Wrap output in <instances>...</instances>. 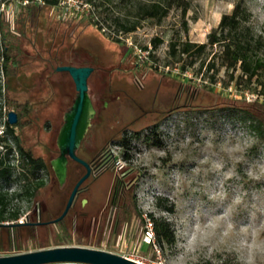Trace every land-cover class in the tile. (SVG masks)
Masks as SVG:
<instances>
[{"label":"rangeland","instance_id":"rangeland-1","mask_svg":"<svg viewBox=\"0 0 264 264\" xmlns=\"http://www.w3.org/2000/svg\"><path fill=\"white\" fill-rule=\"evenodd\" d=\"M156 1L61 0L60 7L44 9L34 23L26 24L24 34L17 33L20 66L11 69L7 91L8 79L0 72V124L13 111L6 94L19 102L29 101L32 112L27 118L29 123L20 130L22 142L51 165V173L41 174L48 185L37 203L23 199L14 205L21 208L23 216L33 213L36 220L35 212L41 209L44 221L54 220L62 214L75 184L86 173L84 166L69 161L66 179L61 183L52 167V160L60 155L57 138L63 116L76 96L70 74L57 71L59 62L94 69L88 85L95 113L78 157L94 162L108 147L118 158L116 169L101 174L95 171L82 185L61 224L38 228L35 235L24 233L23 241L31 246L30 251H34L35 243L46 246L44 249L83 246L145 264H264V173L257 170L256 177L249 175L254 166L264 164V138L238 117L199 113V109L234 100L252 105L258 99V81L225 87L228 74L221 66L216 46H208L186 71L181 67L191 58L180 55L181 45L187 41L207 43L222 17L231 14L240 1L251 12L248 24L264 41V0H180L161 21L140 19L138 8ZM22 7L14 0L5 4L0 0V21L11 24ZM91 19L102 31L91 24ZM117 22L138 27L125 32ZM116 38L121 41H113ZM156 39L160 42L155 47ZM172 44H176V54L172 53ZM3 48L0 34V52ZM145 48L151 51L149 56ZM259 55L264 57V48ZM212 62L219 70L215 82L211 79L214 71L208 70ZM155 124L161 125L159 134H150L146 141L149 128ZM241 127L258 136L259 143L234 171H230V163L223 172L208 166L198 173L192 171L197 167L195 161L205 154L201 148L203 130L215 129L222 138L229 129ZM125 130L129 137L142 132L140 137L132 138L127 149L117 144ZM184 137H191L190 154L176 160L167 151L166 141ZM7 143L14 148L11 158L16 164L20 154L15 142L9 138ZM125 150L130 156L128 161L123 159ZM121 169L124 172L120 175L128 172L131 182L139 176L135 194L140 217L123 218L111 208L110 196ZM181 172L187 174L186 183L181 180ZM20 186L14 182L7 190L14 192ZM221 187L228 195L210 199L209 194ZM236 195L241 197L239 203L233 202ZM148 214L172 224L174 245H166L163 250L145 245ZM57 229L72 237L74 244L57 245ZM0 233V255L16 253L7 231L1 229Z\"/></svg>","mask_w":264,"mask_h":264},{"label":"trees","instance_id":"trees-1","mask_svg":"<svg viewBox=\"0 0 264 264\" xmlns=\"http://www.w3.org/2000/svg\"><path fill=\"white\" fill-rule=\"evenodd\" d=\"M5 3L8 0H2ZM59 0H46L44 6L37 4H29L23 6L19 12H15L13 16V22L11 24L0 21V34L3 41V51L0 52V72H3L8 79L7 89H10V77L11 69H16L20 66V61L17 58L21 49L17 43V33L20 31L23 34L24 29L29 22L34 23L36 18L43 12L44 9H51L57 6ZM89 3H93L94 0H88ZM180 0H159L152 2L148 5L140 6L138 8L139 17L142 20L153 19L161 21L164 19L170 9L175 3L179 4ZM251 12L243 1L238 2L231 14H225L218 26L208 36V42L203 44H194L191 42H185L181 45L180 55H186L191 60L188 64L182 65V70L186 71L188 65H193L197 62V57L205 53L207 47L216 46L219 48L221 66L225 68L228 74V80L225 81V87H230L233 83L240 85L242 82L252 83L258 81L260 90L258 91V99L252 103V105H241L239 101L228 102L222 106H210L204 109H199L200 114H227L229 116L238 117L249 124L260 138H264V57H261L259 53L264 48V41L261 36H257L252 27L248 24L250 21ZM91 24L95 25L99 31H102V27L98 26L97 22L90 20ZM119 27L125 32H133L137 29V25L130 27L117 22ZM27 24V25H26ZM113 40V39H112ZM113 41L119 43V38ZM156 42H160L159 39L154 40L155 47ZM172 53L176 54V44H172ZM147 49V48H145ZM179 59L178 61H180ZM66 65V62H59L56 66ZM208 70L214 71L211 75L212 81H216V68L215 62H212L208 66ZM263 98V100L260 99ZM7 103L13 108V111L18 116V122L15 125H11L9 121L6 122V137H0V224L2 223H14L13 226H3L1 229H5L8 233L9 240L14 243L16 253H24L31 250V246L26 245L23 241L22 234L32 233L35 235V231L41 227L58 226L64 219L57 224L47 223L51 220L44 221L42 218L41 209H34L37 217L34 220L33 213L26 214L24 224H18L20 218L23 216L21 208L14 205L17 200L27 199L31 203H37L44 188L48 185V180H44L41 177L42 173L50 174L51 165L40 156H36L30 149H27L22 142L20 130L23 129L29 120L27 119L32 112V104L29 101L19 102L15 99H11L6 94ZM161 125L155 124L150 127V133L147 134L145 140L147 141L149 135H158ZM142 132H137L134 136L140 137ZM127 134L125 130L121 139L117 142L121 147L127 149L132 142V138ZM12 138L15 142L16 149L20 154V159H17V163H12L11 156L13 155L14 148L7 143V140ZM5 143V144H4ZM157 143V142H156ZM130 158L128 152L125 150L123 159L128 161ZM117 160L111 150L105 148L98 158L96 159V172L101 174L106 170H114L117 167ZM73 161V160H69ZM74 162V161H73ZM124 171L117 175L111 196L110 205L113 210H117L120 217L127 218V216L135 215L141 216V212L137 209L136 190L139 185V176H136L134 181L129 180L130 174L125 173L120 175ZM20 183L21 186L14 192H9L8 187L12 183ZM82 187V186H81ZM81 187L78 191L77 197L81 193ZM76 197V199H77ZM75 199V200H76ZM73 207H71L72 209ZM38 215H41L39 219ZM148 217L153 223V229L155 232L156 245L160 250L166 245H174L176 238L174 231L172 230V224L162 218L155 217L153 214H148ZM58 238L57 245H72L74 240L72 237L63 235L60 229L56 230ZM33 239V238H32ZM17 245V246H16ZM149 246L148 244H145ZM150 247V246H149ZM46 248L41 244H33L34 251Z\"/></svg>","mask_w":264,"mask_h":264},{"label":"water","instance_id":"water-1","mask_svg":"<svg viewBox=\"0 0 264 264\" xmlns=\"http://www.w3.org/2000/svg\"><path fill=\"white\" fill-rule=\"evenodd\" d=\"M58 72H68L76 89L75 99L63 116V124L57 138L60 155L52 160V167L59 181H65L69 160L85 167L86 173L75 184L62 214L47 223L57 224L69 213L77 197L80 187L92 174L89 162L78 157L77 152L91 126L94 109L89 94L88 80L94 69L89 66L62 65L57 67ZM11 125L18 122L14 111L8 113ZM85 202V201H84ZM24 224V222H19ZM14 223H2L0 227L13 226ZM145 264L126 256L97 248L83 246H59L54 248L29 251L18 254L0 256V264Z\"/></svg>","mask_w":264,"mask_h":264},{"label":"clouds","instance_id":"clouds-1","mask_svg":"<svg viewBox=\"0 0 264 264\" xmlns=\"http://www.w3.org/2000/svg\"><path fill=\"white\" fill-rule=\"evenodd\" d=\"M173 133H170V136ZM205 138L201 145L202 151L205 153L202 158L195 161L197 167L192 171L198 173L204 166L217 172H223L227 164L232 165L230 171H234L235 167L245 161L248 152L259 143V137L246 128L229 129L223 133L222 138L215 129L203 130ZM166 148L172 157L176 160H183L190 154L191 137H184L180 140H167ZM219 157V159L217 158ZM257 170L264 173V164L254 166L249 170V175L256 177ZM181 180L187 182L185 173H179ZM227 175V173H225ZM228 194L223 187L209 194L210 199H223ZM241 201L240 195H236L233 199L234 203Z\"/></svg>","mask_w":264,"mask_h":264},{"label":"built area","instance_id":"built-area-1","mask_svg":"<svg viewBox=\"0 0 264 264\" xmlns=\"http://www.w3.org/2000/svg\"><path fill=\"white\" fill-rule=\"evenodd\" d=\"M15 3H20L23 6L29 5V4H37L40 6H44L46 4V0H14ZM61 6V0L58 1L57 7ZM139 53H143L142 50H138ZM145 53L149 56L151 51L147 48L145 49ZM148 56H146L148 58ZM141 58V57H140ZM8 121L7 117H4L1 124H0V137H6V122ZM26 219V215L22 216L19 220V222H24ZM146 223H145V229H144V233H143V239L144 242L150 246H155V248H157L156 245V239H155V232L153 229V223L150 220L149 217H147L145 219Z\"/></svg>","mask_w":264,"mask_h":264},{"label":"flooded vegetation","instance_id":"flooded-vegetation-1","mask_svg":"<svg viewBox=\"0 0 264 264\" xmlns=\"http://www.w3.org/2000/svg\"><path fill=\"white\" fill-rule=\"evenodd\" d=\"M89 163L91 165V170H92V174H93L96 171V169H97L96 164H95V162H89ZM38 217L40 219L41 218V215L40 216L38 215Z\"/></svg>","mask_w":264,"mask_h":264},{"label":"crops","instance_id":"crops-1","mask_svg":"<svg viewBox=\"0 0 264 264\" xmlns=\"http://www.w3.org/2000/svg\"><path fill=\"white\" fill-rule=\"evenodd\" d=\"M0 231H1V227H0ZM2 235V233H0V236ZM4 255H11V254H4ZM3 256V255H0ZM62 264H73V263H62Z\"/></svg>","mask_w":264,"mask_h":264}]
</instances>
